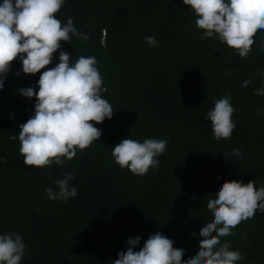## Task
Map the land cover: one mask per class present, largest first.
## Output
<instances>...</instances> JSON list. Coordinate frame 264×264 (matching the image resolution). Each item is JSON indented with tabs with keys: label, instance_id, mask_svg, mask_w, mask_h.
I'll return each mask as SVG.
<instances>
[{
	"label": "trees",
	"instance_id": "16d2710c",
	"mask_svg": "<svg viewBox=\"0 0 264 264\" xmlns=\"http://www.w3.org/2000/svg\"><path fill=\"white\" fill-rule=\"evenodd\" d=\"M189 9L183 0H66L57 18L73 17L90 39L61 41L47 67L59 62L61 50L71 57L94 55L102 96L114 114L93 121L101 138L63 165H26L18 138H11L34 114L35 98L19 89L38 90L40 76L23 73L19 59L13 61L0 90V233L23 236L21 264H114L129 238L142 237L138 251L157 231L185 246L186 259L199 249L202 223L213 218L210 193L225 179L264 185V96L254 94L264 83L257 75L264 69L259 29L240 56L217 37L201 39ZM145 36H154L158 46L150 47ZM245 77L251 84L242 83ZM229 91L236 125L231 136L216 137L207 112ZM125 137L167 138L158 170L139 176L121 168L111 153ZM235 147L242 159L229 154ZM68 172L75 174L70 183L78 195L67 202L49 199L45 189L58 191L55 180ZM255 215L222 238L244 254L239 264H264V213Z\"/></svg>",
	"mask_w": 264,
	"mask_h": 264
},
{
	"label": "clouds",
	"instance_id": "9594fccd",
	"mask_svg": "<svg viewBox=\"0 0 264 264\" xmlns=\"http://www.w3.org/2000/svg\"><path fill=\"white\" fill-rule=\"evenodd\" d=\"M66 0H0V90L5 86L13 61L19 59L25 74L40 73L38 90L35 87L19 89L26 98H35L34 114L19 124V132L11 138L19 140V153L28 166L42 168L53 164L63 165L99 140L102 129L96 124L111 119L114 109L102 96L105 90L99 61L92 56L71 57L61 50L59 62L47 67L56 59L62 48L61 41L72 43L73 37L90 39L78 30L74 18L66 22L56 14ZM196 16L195 24L202 30L201 39L217 37L222 43L235 48L240 56L248 54L261 35L258 47L264 51V0H183ZM150 47H157L154 36H145ZM42 69H46L41 72ZM17 76L20 71L15 73ZM257 75L264 80V69ZM251 77L242 80L251 84ZM254 94L264 96V83L254 89ZM235 104L229 91L214 98V106L206 119L216 137L231 136L236 125L233 117ZM167 138L146 137L143 141L125 137L112 147V157L121 167L133 174L144 176L149 170H158L159 157L166 151ZM230 155L243 158L239 147ZM237 161V160H235ZM72 172L56 179L59 190L45 189L51 200L67 202L78 195V189L70 181ZM207 207L214 215L199 228V249L183 258L185 246L175 242L162 232H155L137 251L142 237L129 238L126 251L118 253L114 264H239L244 254L233 249L230 240L233 229L242 221L264 213V185L257 187L256 179H225L215 193L207 196ZM195 232L196 230L193 229ZM27 245L16 231L0 233V264H21Z\"/></svg>",
	"mask_w": 264,
	"mask_h": 264
}]
</instances>
